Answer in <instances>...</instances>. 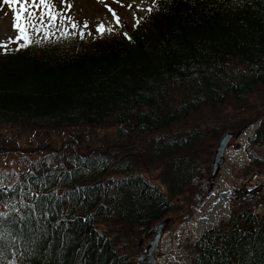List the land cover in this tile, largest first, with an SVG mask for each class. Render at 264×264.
Wrapping results in <instances>:
<instances>
[{"label": "trees", "instance_id": "1", "mask_svg": "<svg viewBox=\"0 0 264 264\" xmlns=\"http://www.w3.org/2000/svg\"><path fill=\"white\" fill-rule=\"evenodd\" d=\"M15 49L0 52V126L114 127L127 144L121 157L31 160L0 186V264H135L200 176L207 135L189 129L264 90V0H153L147 19L117 35ZM252 145L264 148V125ZM141 171H158L167 195ZM192 251L188 264H264V212L220 220Z\"/></svg>", "mask_w": 264, "mask_h": 264}, {"label": "rangeland", "instance_id": "2", "mask_svg": "<svg viewBox=\"0 0 264 264\" xmlns=\"http://www.w3.org/2000/svg\"><path fill=\"white\" fill-rule=\"evenodd\" d=\"M86 2L89 3V7L83 4ZM52 3L55 11L64 13L78 25L76 29H72L67 19L62 26L58 22L55 35L67 31L74 38L84 40L93 37L105 39L117 35L124 27L133 28L153 12V0H52ZM69 5L71 8L68 7ZM3 6V10L0 8V42L8 41L10 37L15 38L17 35L13 30V12L8 5ZM150 8L152 10L148 11ZM113 12L120 18L119 24L116 23ZM85 22L87 28L84 27ZM101 24L106 28H112L113 31L100 35L97 33V28ZM81 32L84 33L83 38ZM42 41L45 40L41 39ZM9 47L15 49L18 45L13 43ZM3 51L0 49V52ZM207 115L189 129L207 135L201 153L202 165L199 164L200 176L192 179L191 184L194 189L191 194H185L183 198L179 197L175 200L182 210L170 213L166 217L169 222L156 250L157 264H188L193 255L192 244L205 230L217 225L220 220L228 221L231 215H237L246 207H250L256 214L264 212V148L252 145L258 126L264 125V90L246 106L238 108L224 104L209 118ZM114 129V127L70 128L55 131L0 126V186H10L16 175L27 169L28 161L38 159L60 161L71 150L88 154L110 152L121 157L124 155L127 142L116 140ZM236 132H239L240 137L230 141L219 164V172L214 179H209L212 152L216 143L225 133ZM133 143L136 144V141ZM240 152L243 157L239 156ZM141 174L167 195L165 186L157 177L158 171H141ZM238 189L247 191L242 197H248L252 193L254 195L250 200L240 202L234 193ZM224 192L226 193L225 211L223 215L209 223L208 214L213 204L218 201L219 195ZM237 203H242L244 206ZM3 210L4 208H0V212ZM204 220L209 225L200 227V223ZM150 238L142 241L141 252L134 256L135 264Z\"/></svg>", "mask_w": 264, "mask_h": 264}, {"label": "snow or ice", "instance_id": "3", "mask_svg": "<svg viewBox=\"0 0 264 264\" xmlns=\"http://www.w3.org/2000/svg\"><path fill=\"white\" fill-rule=\"evenodd\" d=\"M3 5H8L13 12V30L17 32L15 38H9L8 41L0 42V49L4 50V54H7L10 49V44H17L18 47L15 51H20L21 49L32 46L33 44L41 43V39L47 41L51 37L55 36V30L59 25L62 26L67 19L68 23L71 25L72 29L78 27L72 18L66 17L64 13L57 12L54 10V5L52 0H2ZM71 8V5L68 6ZM152 9H148L151 11ZM109 11H112L109 9ZM113 17L116 23H120V18L113 12ZM87 23L85 22L84 27L87 28ZM112 28H106L101 24L97 28V33L104 35L105 32L111 33ZM90 34V33H89ZM81 38H83L84 33L81 32ZM127 35V34H125ZM61 36L65 39L70 38V33L63 31ZM34 37H36L34 39ZM130 39V37H128ZM22 41V43H21ZM5 217L4 213H0V219ZM5 239V234L0 230V241ZM14 264V262H13Z\"/></svg>", "mask_w": 264, "mask_h": 264}, {"label": "water", "instance_id": "4", "mask_svg": "<svg viewBox=\"0 0 264 264\" xmlns=\"http://www.w3.org/2000/svg\"><path fill=\"white\" fill-rule=\"evenodd\" d=\"M239 137V132L236 133H225L216 143L211 159V170L209 174V179H214L219 172V164L223 160L225 155V150L229 146L232 139H237ZM252 193L248 197L240 198V202L245 200H250L253 197ZM169 222L168 218L163 219L154 227L153 234L151 238L145 244L143 252L137 257L136 264H157L155 259L156 249L160 244L163 231Z\"/></svg>", "mask_w": 264, "mask_h": 264}, {"label": "bare ground", "instance_id": "5", "mask_svg": "<svg viewBox=\"0 0 264 264\" xmlns=\"http://www.w3.org/2000/svg\"><path fill=\"white\" fill-rule=\"evenodd\" d=\"M85 6L89 7V3H83ZM0 8H2V10L4 9V6L2 4V1L0 0ZM239 156L243 157L242 153H239ZM225 197H226V193H222L219 195L218 197V201L216 203L213 204L211 211L208 214V221L209 223L213 222L214 220H216L219 216L223 215V212L225 211V207H224V203H225ZM209 223H207V221H203L200 223V227H203L204 225H209Z\"/></svg>", "mask_w": 264, "mask_h": 264}]
</instances>
